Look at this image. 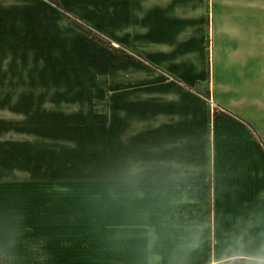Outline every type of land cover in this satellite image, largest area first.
Returning a JSON list of instances; mask_svg holds the SVG:
<instances>
[{"label": "crops", "instance_id": "crops-1", "mask_svg": "<svg viewBox=\"0 0 264 264\" xmlns=\"http://www.w3.org/2000/svg\"><path fill=\"white\" fill-rule=\"evenodd\" d=\"M81 4L82 21L159 70L76 35L92 60L76 73L68 62L57 71L53 48L65 51L69 42L48 43L50 21L34 19L31 9V61L23 63L31 62L28 78L36 80L31 93L74 89L37 78L92 80L74 92L88 95L98 77L108 79L106 111L91 113L89 102L93 118L77 113L73 124H58L81 132L75 142L106 157V166L31 167L30 181H0V264H264V0ZM10 11L0 7V18L8 21ZM197 57L205 67L201 101ZM48 66L59 74L45 75Z\"/></svg>", "mask_w": 264, "mask_h": 264}, {"label": "rangeland", "instance_id": "rangeland-1", "mask_svg": "<svg viewBox=\"0 0 264 264\" xmlns=\"http://www.w3.org/2000/svg\"><path fill=\"white\" fill-rule=\"evenodd\" d=\"M52 1H57L62 11L56 7ZM84 0H0V7L9 9L11 17L5 15L4 19L0 18V181L7 182L11 180L30 181L31 167L40 166H106V157L99 158L92 156L89 153L87 146L80 147L76 143L74 137L80 134L78 130L73 127H59L60 121L67 119L68 124H73L76 120L77 113L83 114V117L93 118L88 115L89 102L93 109L91 113L98 114L106 111L107 96H108V79L107 77H98L96 87H93L92 93H74L81 88V86L91 87L92 80H84V75L81 74L82 79L64 78L61 81L58 77H51L46 79L37 78L40 80L41 86L59 87L60 82L65 83L66 87H73L68 89L71 93L60 94V89L51 88L50 93L42 94L35 93L48 89H38L31 93V79L28 78L31 74L30 69L23 67V63L27 64L31 61V50L28 48L29 42V24L31 23V9L33 18L39 22L50 21L47 24V29L50 34H47L46 40L48 43H63L69 42L68 47L63 51L64 47H54L52 58L59 68L57 71H62L66 68L68 70H76L81 67L82 61L91 59V54L83 52L80 48L83 44L76 40V35L87 39L89 42L98 46L100 50L116 55L118 57L131 58L143 65L149 70H159L156 67L146 65L147 61L139 51L129 50L122 45L113 43L111 39L102 35L95 30L94 27L82 21L77 15L85 10L81 2ZM88 2V0H86ZM56 2V3H57ZM57 3V4H58ZM17 11V12H16ZM62 18V23L53 22L55 18ZM56 28L64 29V34H58ZM31 29V26H30ZM261 28V37L263 33ZM68 39V41H67ZM45 40V41H46ZM76 40V42H75ZM210 38L208 36L207 50L209 53ZM79 44V45H77ZM203 49V50H202ZM204 48L197 51V55H202ZM73 50V51H72ZM86 54L85 58L80 57ZM260 107L262 113L264 112V43L261 41L260 52ZM47 54H39L41 61L40 67L47 66L45 57ZM138 56H141L138 57ZM50 59V57H48ZM70 58L73 60L71 62ZM35 59H37L35 57ZM92 60V59H91ZM71 62V63H70ZM209 62V61H208ZM87 66V65H84ZM89 66V65H88ZM91 66V64H90ZM53 67V64L50 65ZM48 66L47 74L55 75V72ZM204 64L197 57L196 60V78H195V93L198 100H204L207 97L205 93L206 81L202 76ZM29 69V70H28ZM205 69V67H204ZM236 70L234 69L233 72ZM64 72V73H67ZM38 76L40 71H36ZM218 74V72H217ZM165 79L174 84H179L180 81L175 78H169L163 75ZM36 81L35 79H32ZM181 86V85H180ZM29 87V88H28ZM86 89V88H85ZM29 91V93H27ZM99 92V93H98ZM105 93V94H104ZM95 94V95H94ZM97 94V95H96ZM104 94V95H103ZM93 99V100H92ZM200 100V101H201ZM263 121V120H261ZM260 121V122H261ZM264 122V121H263ZM262 125V123H261ZM73 139V141H71ZM260 150L264 153V142L262 136H259ZM263 142V143H262ZM262 143V144H261ZM106 155V152H105Z\"/></svg>", "mask_w": 264, "mask_h": 264}, {"label": "trees", "instance_id": "trees-1", "mask_svg": "<svg viewBox=\"0 0 264 264\" xmlns=\"http://www.w3.org/2000/svg\"><path fill=\"white\" fill-rule=\"evenodd\" d=\"M52 2H53V4H54L56 7H58V8L62 11V9H61V7L59 6V3H58L57 1H56V2H57L58 4H57L55 1H52ZM138 57L141 58V56H138ZM152 67H153V66H152Z\"/></svg>", "mask_w": 264, "mask_h": 264}]
</instances>
